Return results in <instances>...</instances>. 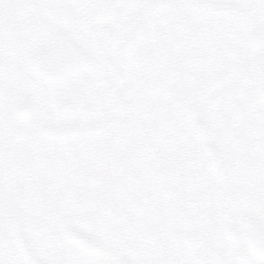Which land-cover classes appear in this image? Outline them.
Masks as SVG:
<instances>
[{
	"label": "snow or ice",
	"instance_id": "snow-or-ice-1",
	"mask_svg": "<svg viewBox=\"0 0 264 264\" xmlns=\"http://www.w3.org/2000/svg\"><path fill=\"white\" fill-rule=\"evenodd\" d=\"M0 264H264V0H0Z\"/></svg>",
	"mask_w": 264,
	"mask_h": 264
}]
</instances>
